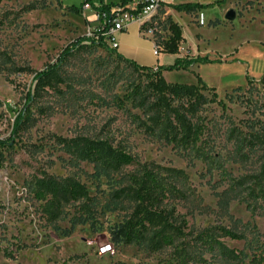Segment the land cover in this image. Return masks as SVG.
I'll return each instance as SVG.
<instances>
[{"label":"rangeland","instance_id":"1","mask_svg":"<svg viewBox=\"0 0 264 264\" xmlns=\"http://www.w3.org/2000/svg\"><path fill=\"white\" fill-rule=\"evenodd\" d=\"M81 3L0 1V138L9 142L0 166V264H264V0H225L197 19L193 12L177 17L186 39L180 52L218 59L164 75L186 83H197L198 75L214 88L216 98L199 111L207 127L206 154L173 147L144 129L147 120L133 90L145 87V72L97 38L72 50L59 68V88L38 89L20 129L11 132L27 91L34 90V73L77 37L91 36L97 22L92 11L71 10ZM229 8L235 11L231 20L224 17ZM163 21L162 37L168 34ZM118 33L122 54L137 50V62H154L149 35L140 32L139 40L135 32ZM158 55L171 61L166 52ZM202 92L212 97V90ZM249 134L259 139L235 145L237 135ZM77 137L103 140L132 161H88L67 146ZM144 165L173 182L161 203L166 218L146 222L139 239L126 242L136 201L118 190ZM46 176L79 181L87 195L62 203L53 216L46 199L33 195L36 181ZM220 227L239 237L220 234ZM159 229L171 233L172 243L157 240ZM203 230L237 254H223L219 245L201 247L197 235ZM103 244L113 251L102 252Z\"/></svg>","mask_w":264,"mask_h":264},{"label":"trees","instance_id":"2","mask_svg":"<svg viewBox=\"0 0 264 264\" xmlns=\"http://www.w3.org/2000/svg\"><path fill=\"white\" fill-rule=\"evenodd\" d=\"M222 2L224 0H215L205 4L184 2L172 4L171 6L178 11L194 12L200 8L210 7L214 4L219 5ZM92 5L95 9L99 10L108 8L112 4ZM71 10L78 13L81 11V6H72ZM162 24L163 28L168 31V34L160 39V51L177 53L180 43L184 40L180 25L169 15L164 18ZM97 33L98 31L94 30L92 36L83 35L77 37L62 48L54 61L48 62L42 69L34 73V90L27 91L24 103L13 119L11 126L13 134L20 129V125L25 117V109L32 100L33 94L38 89L46 87L58 89L64 80L59 73L61 64L72 50L80 46L84 40L94 41V35ZM98 44L106 45L101 36H98ZM114 52L118 58L129 62L136 69L144 71L146 74L147 81L145 87H136L137 90H133L135 105L141 108L147 120V122H144V129L162 139L166 144H171L173 147L190 149L200 154H206L207 151L203 142L207 127L202 121L199 111L205 103L216 98L214 88L207 86L198 75H196L197 83L170 82L164 78L162 71L187 69L194 63H207L218 59H210L207 55H196L194 57L184 55L182 57H175L174 61L170 64L157 65L153 68L125 58L116 52L115 49ZM204 89L212 90V97H207L202 92ZM257 139H259L258 134H249L248 136L237 135L234 143L239 147L245 143H253ZM8 145L7 139L0 138V166L4 162L3 148ZM67 146L75 150L79 156L94 163H103L110 160L115 165H120L132 161V157L128 153L113 149L103 140L77 137L68 140ZM130 179L131 183L129 185L118 190L120 193L129 194L136 201L132 219L123 233V239L126 242L139 239L142 234L140 228L144 227L146 222L150 223L155 218H166V211L161 207V203L168 198V194L172 188L170 185L173 184L169 180L163 181L156 170L148 167V165H144L141 173L131 175ZM174 190L177 191L179 189L174 188ZM33 195L37 199H46L48 211L53 216H56V211L60 210L62 203L78 200L86 196L87 191L83 184L74 179H58L46 176L36 181ZM219 230L220 234L224 236L230 238L239 237L231 229L220 227ZM156 236L157 240L161 243H172L173 241L171 233L164 229L156 231ZM197 239L199 245L208 250H213L216 245H219L223 254L230 256L237 254L234 250L221 246L215 235L209 230L199 232ZM183 250L182 248L177 250V256L182 261L186 258V252Z\"/></svg>","mask_w":264,"mask_h":264},{"label":"built area","instance_id":"3","mask_svg":"<svg viewBox=\"0 0 264 264\" xmlns=\"http://www.w3.org/2000/svg\"><path fill=\"white\" fill-rule=\"evenodd\" d=\"M167 3V0H124L109 5L105 9H95L88 0H83L81 9H90L94 16L96 25L94 30L98 33L94 35L102 37V40L112 49H116L118 42L116 34L126 30L130 23L138 24L139 31L146 33L152 39L153 53L158 55L161 50L158 20H163L159 15V9ZM103 4H99L101 6ZM158 15V17H157ZM158 18V20L156 19ZM93 30V31H94ZM90 33V35H93ZM102 252H112L110 244L100 246Z\"/></svg>","mask_w":264,"mask_h":264},{"label":"crops","instance_id":"4","mask_svg":"<svg viewBox=\"0 0 264 264\" xmlns=\"http://www.w3.org/2000/svg\"><path fill=\"white\" fill-rule=\"evenodd\" d=\"M88 1H90V3L91 4H94V5H99V4H107V5L108 4H113V3H110V2H104L103 0L99 1L96 4L93 2L94 0H88ZM120 1H122V0H118L117 2H120ZM213 1H215V0H212V1H209V0H167V3L165 5H163L159 9V15L163 19L166 16L169 15L174 21H176L179 24V21H178V18L177 17L180 16L181 14H186V15H188V18H191V12H185V11H182V10L178 11V10L174 9L171 6L172 4H178V3H184V2H198V3L205 4V3H209V2H213ZM82 2H83V0H82ZM117 2H114V3H117ZM210 7H211V10H215L218 7V5L217 4H214V5L210 6ZM203 11H209V7L200 8V9L196 10L195 13L193 12L192 14H196V19H197V15L200 14V13H202ZM188 21H189V19H188ZM129 31L135 32L137 34L139 40H142V37L143 36L140 34L138 24L135 23V22L130 23L129 26L127 27V29L125 31L119 32L118 35L120 36V38H122V36L126 32H129ZM184 40H186L185 37H184ZM184 40L182 42L183 43H186ZM124 49H126V47H124V44H122V41H121L120 43H118V46L115 49V51L118 52V53H120L125 58L134 60L138 64L150 66V67H153V68H155L157 65H167V64H170L174 60L175 57H182V56H184L183 53L180 52V47H179V50H178L177 53H168L169 56H170V58H171V61L170 62L163 63L162 60H160V55L163 54V53H161L160 55H154V57H155L154 62H152V63H145V62H137L136 56H138V54H139L137 50L134 53L129 52L130 57H126L124 54H122V50H124ZM190 66H193V64H191ZM190 66H189V68H192ZM162 75L163 76L165 75V70L162 71Z\"/></svg>","mask_w":264,"mask_h":264},{"label":"water","instance_id":"5","mask_svg":"<svg viewBox=\"0 0 264 264\" xmlns=\"http://www.w3.org/2000/svg\"><path fill=\"white\" fill-rule=\"evenodd\" d=\"M224 17L228 20H231L235 17V11L233 8H229L225 11Z\"/></svg>","mask_w":264,"mask_h":264}]
</instances>
